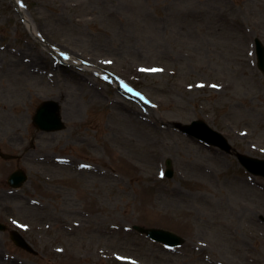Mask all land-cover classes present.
Returning a JSON list of instances; mask_svg holds the SVG:
<instances>
[{"label":"rangeland","instance_id":"rangeland-1","mask_svg":"<svg viewBox=\"0 0 264 264\" xmlns=\"http://www.w3.org/2000/svg\"><path fill=\"white\" fill-rule=\"evenodd\" d=\"M19 2L25 17L0 0L1 172L28 180L7 188L0 220L36 253L0 231V264H264V178L234 156L264 158V0ZM49 100L61 130L32 122ZM197 118L233 151L175 126ZM134 224L184 241L167 248Z\"/></svg>","mask_w":264,"mask_h":264},{"label":"water","instance_id":"water-1","mask_svg":"<svg viewBox=\"0 0 264 264\" xmlns=\"http://www.w3.org/2000/svg\"><path fill=\"white\" fill-rule=\"evenodd\" d=\"M255 48L257 56V66L264 73V45L255 38ZM33 123L44 130H58L64 127L60 116L58 115V106L56 103L46 101L37 109L33 117ZM176 126L188 135L196 136L207 143L219 146L225 151L230 150V145L225 140L224 136L219 132L211 129L204 121L194 120L190 124L177 123ZM239 162L251 173L264 176V159L253 158L244 154H237ZM166 176H172L170 162L167 161ZM26 177L24 175L14 173L12 180L14 185L20 184ZM19 182V183H18ZM141 232H145L150 238L166 243L169 246H175L181 243V238L170 231L157 228H141L134 226ZM1 228V227H0ZM11 238L16 245L32 251L31 247L26 243L24 238L17 232L11 233Z\"/></svg>","mask_w":264,"mask_h":264},{"label":"bare ground","instance_id":"bare-ground-1","mask_svg":"<svg viewBox=\"0 0 264 264\" xmlns=\"http://www.w3.org/2000/svg\"><path fill=\"white\" fill-rule=\"evenodd\" d=\"M11 3H13L14 8L17 10V12L22 17H25V13H24L25 11H23L24 9L21 7L19 0H11ZM54 53L56 54V59H58L59 63H63L65 65H67V66H75V67L83 68V64L81 62H79V60H76V58L65 57L64 55H62L61 53L56 52V51ZM95 71H97V70L95 69ZM98 73L102 77H104V78L110 80L111 82H113L114 84H117L119 86V88L124 90L123 84L121 82H118L117 79L114 78L113 76H111L110 74L102 73V71H98Z\"/></svg>","mask_w":264,"mask_h":264},{"label":"flooded vegetation","instance_id":"flooded-vegetation-1","mask_svg":"<svg viewBox=\"0 0 264 264\" xmlns=\"http://www.w3.org/2000/svg\"><path fill=\"white\" fill-rule=\"evenodd\" d=\"M5 146L4 145H0V207L2 206L3 202L1 200H3L5 198V187H6V173L1 172V163L4 161H8V159L11 156H8L7 151L3 150Z\"/></svg>","mask_w":264,"mask_h":264},{"label":"snow or ice","instance_id":"snow-or-ice-1","mask_svg":"<svg viewBox=\"0 0 264 264\" xmlns=\"http://www.w3.org/2000/svg\"><path fill=\"white\" fill-rule=\"evenodd\" d=\"M105 63H111V61H106ZM141 71L159 72V71H162V69L151 68V69H141ZM213 87H215V85H213ZM121 259H123V258H121Z\"/></svg>","mask_w":264,"mask_h":264}]
</instances>
